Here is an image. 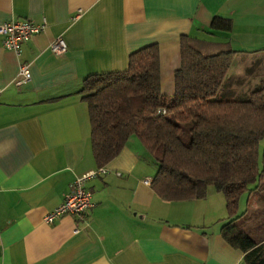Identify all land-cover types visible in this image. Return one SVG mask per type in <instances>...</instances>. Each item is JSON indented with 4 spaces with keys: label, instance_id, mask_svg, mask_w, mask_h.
<instances>
[{
    "label": "crops",
    "instance_id": "0c3cea01",
    "mask_svg": "<svg viewBox=\"0 0 264 264\" xmlns=\"http://www.w3.org/2000/svg\"><path fill=\"white\" fill-rule=\"evenodd\" d=\"M213 15L228 17L229 30L210 29ZM11 18L44 27L19 55L0 35V264H246L220 234L222 193L210 186L201 198H160L149 185L156 163L134 135L86 180L92 205L82 217L43 216L77 174L97 166L78 92L86 74L122 70L129 52L156 42L169 95L187 35L203 52L234 50L222 89L243 98L264 77V0H0V22ZM56 35L62 54L47 48ZM19 61L30 76L15 84ZM246 198L258 205L253 192Z\"/></svg>",
    "mask_w": 264,
    "mask_h": 264
},
{
    "label": "trees",
    "instance_id": "16d2710c",
    "mask_svg": "<svg viewBox=\"0 0 264 264\" xmlns=\"http://www.w3.org/2000/svg\"><path fill=\"white\" fill-rule=\"evenodd\" d=\"M209 28L229 30L230 19L213 15ZM233 53L228 46L203 52L180 35L179 65L167 95L159 85L158 46L150 42L128 53L126 68L86 74L78 92L86 103L96 165L136 136L156 163L149 180L156 195L201 198L214 187L227 213L221 236L243 252L246 264H264V221L246 226L239 221L248 218L249 208L237 213L243 191L264 198V144L261 165L257 162V142L264 133V77L245 97L227 96L222 88ZM161 107L164 112L157 111ZM184 128L186 140L180 136Z\"/></svg>",
    "mask_w": 264,
    "mask_h": 264
},
{
    "label": "built area",
    "instance_id": "2783aa9c",
    "mask_svg": "<svg viewBox=\"0 0 264 264\" xmlns=\"http://www.w3.org/2000/svg\"><path fill=\"white\" fill-rule=\"evenodd\" d=\"M43 27V22H33L26 18H11L2 21L0 22L1 44L3 47L12 50L14 54L19 55L21 44L33 34L41 31ZM47 48L53 54H62L66 50V43L60 35H56L48 42ZM29 76L28 62L19 61L14 83L20 84L26 81ZM157 111L164 112V108H158ZM104 171V165L101 164L77 174L72 179L70 189L64 194L61 201L44 214V221L50 222L63 213L82 217L84 212L92 205L91 193L86 185V180ZM143 181L148 182V179L143 178ZM74 230L76 229L74 228Z\"/></svg>",
    "mask_w": 264,
    "mask_h": 264
},
{
    "label": "rangeland",
    "instance_id": "374dc122",
    "mask_svg": "<svg viewBox=\"0 0 264 264\" xmlns=\"http://www.w3.org/2000/svg\"><path fill=\"white\" fill-rule=\"evenodd\" d=\"M194 45L196 47H199L200 49H204L203 47L204 44L200 41H193ZM240 66L245 70L250 69L249 67H247V64L244 65L243 63L240 64ZM234 66L230 65L226 71V74H229L232 70H233ZM258 68V67H257ZM264 68V67H262ZM260 68H258L259 71ZM257 70V69H256ZM255 71V70H254ZM232 97L236 98L239 97L238 94H234ZM241 98V97H239ZM180 136L182 137L183 140H186L188 138V134H187V130L184 128L182 132H180ZM264 144V133L262 134V136L258 139L257 142V162L258 165H261V148ZM246 197V191H243L239 197V201H238V210L240 211L242 210L245 206H248V218L246 220L241 219L239 221V223H244L246 226H250L253 227L254 223H258L260 221H264V204L261 207H256V203L254 202L253 198H249L247 200H245ZM260 201L264 202V198L262 197L260 200H258L257 204L260 203ZM259 210H261L262 212H259ZM255 221V222H254Z\"/></svg>",
    "mask_w": 264,
    "mask_h": 264
}]
</instances>
